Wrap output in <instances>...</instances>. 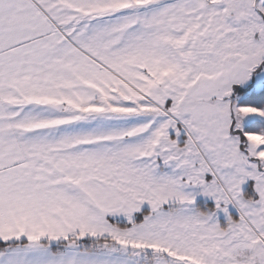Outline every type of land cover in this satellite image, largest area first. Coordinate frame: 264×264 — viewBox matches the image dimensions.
<instances>
[{
	"label": "snow or ice",
	"instance_id": "6c2138e0",
	"mask_svg": "<svg viewBox=\"0 0 264 264\" xmlns=\"http://www.w3.org/2000/svg\"><path fill=\"white\" fill-rule=\"evenodd\" d=\"M0 264H264V0H0Z\"/></svg>",
	"mask_w": 264,
	"mask_h": 264
}]
</instances>
